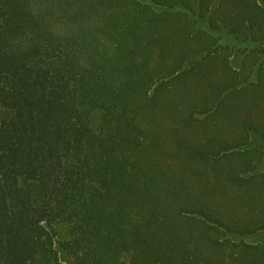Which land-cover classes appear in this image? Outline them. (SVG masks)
<instances>
[{"label": "trees", "instance_id": "16d2710c", "mask_svg": "<svg viewBox=\"0 0 264 264\" xmlns=\"http://www.w3.org/2000/svg\"><path fill=\"white\" fill-rule=\"evenodd\" d=\"M254 135L264 0H0V264H264Z\"/></svg>", "mask_w": 264, "mask_h": 264}, {"label": "rangeland", "instance_id": "374dc122", "mask_svg": "<svg viewBox=\"0 0 264 264\" xmlns=\"http://www.w3.org/2000/svg\"><path fill=\"white\" fill-rule=\"evenodd\" d=\"M240 63V60L239 58L237 57V59L232 60V64L234 66L235 65H238ZM191 137H196L194 135H191ZM250 146L252 148H256L258 151L262 152L263 155H262V158L260 160V162L258 163V166H257V170H256V173L258 172H262L264 170V140L261 139L260 137L254 135L251 137V142H250ZM53 233L55 234L54 235V239H55V242H56V248L59 249V244L60 242L62 241L63 239V235H64V230L62 228V226H57L53 229ZM246 243H249V244H258V243H263L264 242V233H260V234H257V235H253V236H247V237H244L243 239ZM62 258V263L63 264H73V263H69L67 261H63V256H61Z\"/></svg>", "mask_w": 264, "mask_h": 264}]
</instances>
